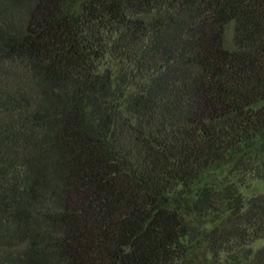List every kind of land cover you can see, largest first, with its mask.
Here are the masks:
<instances>
[{
	"label": "trees",
	"instance_id": "16d2710c",
	"mask_svg": "<svg viewBox=\"0 0 264 264\" xmlns=\"http://www.w3.org/2000/svg\"><path fill=\"white\" fill-rule=\"evenodd\" d=\"M225 165L264 180V0H0V264H264Z\"/></svg>",
	"mask_w": 264,
	"mask_h": 264
},
{
	"label": "rangeland",
	"instance_id": "374dc122",
	"mask_svg": "<svg viewBox=\"0 0 264 264\" xmlns=\"http://www.w3.org/2000/svg\"><path fill=\"white\" fill-rule=\"evenodd\" d=\"M233 172L234 171L230 170V167L228 165H225L219 169L213 170L212 172L208 173L206 176V180L221 185L226 184L230 180H234V182L237 183V190L242 198H246L249 197L250 195L264 191V180L254 178V175L250 173L248 175L247 183L239 184L235 176H233ZM216 221H218V218L216 216L204 217L198 222V226L201 228L209 227ZM262 243H263L262 240H257L252 244V246L253 248H256L262 245Z\"/></svg>",
	"mask_w": 264,
	"mask_h": 264
}]
</instances>
